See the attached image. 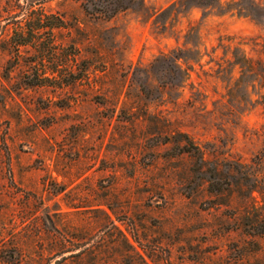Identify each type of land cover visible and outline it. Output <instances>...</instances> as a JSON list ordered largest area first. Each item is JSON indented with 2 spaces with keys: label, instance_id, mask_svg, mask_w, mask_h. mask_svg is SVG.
Returning a JSON list of instances; mask_svg holds the SVG:
<instances>
[{
  "label": "rangeland",
  "instance_id": "obj_1",
  "mask_svg": "<svg viewBox=\"0 0 264 264\" xmlns=\"http://www.w3.org/2000/svg\"><path fill=\"white\" fill-rule=\"evenodd\" d=\"M181 1L0 0V264H264V0Z\"/></svg>",
  "mask_w": 264,
  "mask_h": 264
},
{
  "label": "trees",
  "instance_id": "obj_2",
  "mask_svg": "<svg viewBox=\"0 0 264 264\" xmlns=\"http://www.w3.org/2000/svg\"><path fill=\"white\" fill-rule=\"evenodd\" d=\"M79 2L85 14L93 18L94 20H112L120 13H124L130 10H142L145 7V0H72ZM186 0H182L181 4H184ZM221 2V0H215ZM180 3V2H179ZM178 3L174 6L177 7ZM29 22H33L34 29H61L65 28L67 21L60 15H47L44 10H39L32 13L29 17ZM22 41L17 43V47L26 46L30 41L23 39L22 34H18ZM224 49V58L231 57L224 62L220 63L218 74L219 77L225 81V76H229L230 79L237 73L239 75L238 85H244V90L249 95V103L252 105H264V44H256L254 47L255 55H250L244 49L236 47L231 52V45L222 46ZM216 51V50H215ZM231 52V53H230ZM57 55H60V48L57 49ZM230 70V72H229ZM229 72V73H228ZM229 95L233 94L232 88L227 86ZM253 89V93L256 89L259 90L257 95L259 98L256 101L252 99V93L249 89ZM180 153H191L190 149L186 146L180 148Z\"/></svg>",
  "mask_w": 264,
  "mask_h": 264
}]
</instances>
